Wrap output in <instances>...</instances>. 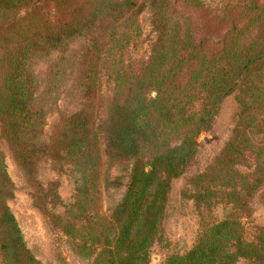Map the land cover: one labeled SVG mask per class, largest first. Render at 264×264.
<instances>
[{
    "label": "trees",
    "instance_id": "16d2710c",
    "mask_svg": "<svg viewBox=\"0 0 264 264\" xmlns=\"http://www.w3.org/2000/svg\"><path fill=\"white\" fill-rule=\"evenodd\" d=\"M146 9L156 38L145 58L127 63ZM82 36L91 38L85 79L99 53H108L101 79L110 84V96L103 95L102 105L99 78L90 77L82 108L62 116L49 143L40 142L32 60L64 51ZM233 93L239 105L233 135L190 180L199 208L223 202L230 211L206 225L187 253L169 256L168 264H264V225L248 238L244 223L252 217V198L264 189V139L250 137L264 133V0H0L1 135L30 177L41 150L54 166L65 161L80 174L70 210L86 213L90 238L78 246L90 264H150L172 181L186 172L198 138ZM102 136L110 165L133 161L127 191L108 216L98 209ZM58 185L47 188L53 205ZM14 189L0 149V264H44L8 204ZM37 204L72 239L82 232L76 217L63 223V216Z\"/></svg>",
    "mask_w": 264,
    "mask_h": 264
},
{
    "label": "rangeland",
    "instance_id": "374dc122",
    "mask_svg": "<svg viewBox=\"0 0 264 264\" xmlns=\"http://www.w3.org/2000/svg\"><path fill=\"white\" fill-rule=\"evenodd\" d=\"M216 1L222 4L226 0ZM140 22L142 33L124 57L127 63L145 58L156 38L149 9L142 13ZM90 46L91 38L82 36L71 41L64 51L54 50L48 54L34 56L31 63L36 84L33 107L36 112L42 114L38 141L49 143L62 116L71 115L82 108L83 86L85 82H91L90 77L99 78L96 81V85L100 87L97 95L102 100V105L106 104L103 95L110 96V84L102 81L101 74L110 64L108 61L105 62L108 53L104 51L99 53L100 61L98 64L92 61L90 70H93V73L85 79L84 66L87 67L85 54ZM238 113L239 105L236 94L233 93L223 100L210 129L198 138V153L186 172L172 181L163 221V236L153 247L150 264H168L169 256L187 253L206 225L222 220L228 215L230 206L223 202L215 204L212 208L206 206L199 208L194 198L190 196L194 192L190 180L204 172L220 155L233 135ZM250 137L260 141L264 139V133L255 132ZM100 148L102 167L98 209L100 214L108 216L127 191L133 161L110 165L104 154L103 136ZM0 149L5 155L7 170L15 186L14 196L8 200V204L32 252L44 264H90L92 259L78 246L83 239L90 238L87 235L88 230L85 229L87 223L83 220L86 213L79 216L78 210H70L76 201L80 174L65 161L59 167L54 166L48 155L41 150L39 151L41 158L37 163L34 177H30L15 159L9 143L1 132ZM53 181L59 182L57 192L60 199L55 205L50 203L52 197L47 190ZM37 203L46 206L49 213L63 216V223L71 217H76L74 221L82 226V232L79 230V235L72 239L60 228L63 224L55 225L50 221ZM250 206L252 217L244 219L245 234L248 238H252L257 226L264 225V189L254 195ZM101 230L102 222L99 219L94 232L98 235ZM241 264H244V260H241Z\"/></svg>",
    "mask_w": 264,
    "mask_h": 264
}]
</instances>
